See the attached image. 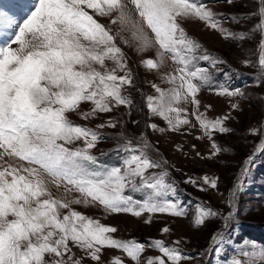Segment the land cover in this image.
Instances as JSON below:
<instances>
[{
    "label": "snow or ice",
    "instance_id": "snow-or-ice-1",
    "mask_svg": "<svg viewBox=\"0 0 264 264\" xmlns=\"http://www.w3.org/2000/svg\"><path fill=\"white\" fill-rule=\"evenodd\" d=\"M260 2V22L255 30L264 37V0ZM89 9L96 16L110 18L118 31L113 34ZM216 15L201 0H32L28 11L18 18L0 11V264H83L86 258L101 264L105 248L117 249L134 264H142L145 244L113 238L116 228L73 205H99L107 213L135 217L145 212L185 215L177 202L168 200L176 193L174 183L166 179L168 173L146 175L161 165L147 155L150 145L143 137L134 143L121 134L123 143L117 150L126 155L118 166H104L91 151L99 143V132L74 123L69 114L90 121L121 105L131 107V97L124 89L135 87L134 75L117 43L119 37L140 55L155 50V58L142 59L141 65L169 85L152 84L156 95L145 97L150 116L162 118L169 131H179L190 123L187 109L180 105L191 104V115L209 140L215 131L229 132L224 127L228 117L207 119L199 111L197 98L212 79L209 69L199 67L198 61L208 60L213 67L223 61L202 53V45L183 26L196 20L225 39H245L244 34L223 28ZM258 51V77H264V38ZM169 60L176 67L162 72ZM216 94L243 96L239 89L228 88ZM86 104L91 106L87 111L82 107ZM104 127L115 128L116 123L109 120L96 125L97 129ZM149 127L164 131L155 124ZM78 141L81 146L69 147ZM212 149L213 155L221 151L215 142ZM260 151H264V140L245 161L243 177ZM202 179L216 187L214 179ZM185 182L196 183L191 179ZM61 188L64 192L58 197L55 191ZM242 190L243 180L238 179L229 207H234ZM126 192H138L144 198L136 200ZM70 193L79 195L69 198ZM217 215L210 208H198L194 226ZM223 219L226 229L235 217L230 212ZM224 243L221 230L213 235L208 251L219 255ZM148 246L160 255L147 257L143 264H181L188 258L178 247H168L161 240L150 241ZM74 249L84 255L77 256ZM111 264L123 261L115 258ZM228 264H264V246L245 241Z\"/></svg>",
    "mask_w": 264,
    "mask_h": 264
},
{
    "label": "rangeland",
    "instance_id": "rangeland-1",
    "mask_svg": "<svg viewBox=\"0 0 264 264\" xmlns=\"http://www.w3.org/2000/svg\"><path fill=\"white\" fill-rule=\"evenodd\" d=\"M216 13L221 26L232 33L244 34L245 39L229 38L211 28L203 22L188 21L183 24L189 36L202 45L201 52L216 58L223 63L213 67L208 60H199L198 66L208 68L211 74L209 86H205L198 94L200 101L199 111L207 119L228 117L224 120V127L229 132L212 133V139L204 136L194 115H191L193 106L181 104L180 107L188 111V125L179 131H169L167 123L159 116H150L145 105V97L156 95L152 84L162 88L169 85L162 83L159 74L148 71L141 65L142 59L155 58V50L140 55L134 46L125 45L117 37V43L126 54L129 67L134 75L135 87L125 86L124 94L131 97V107L123 105L109 113H100L90 121L80 119L76 113L69 114L70 119L80 125H86L99 132L100 140L92 153L98 162L104 166L119 165L126 155L118 151L122 144L121 134L132 138L134 143L143 137L150 147L147 155L161 165V168L150 169L146 175L166 171L168 182L174 183L176 193L168 200L177 202L185 212L183 216H172L167 213H147L135 217L127 213H107L99 206L88 208L82 205H73L81 213L100 220L104 225L117 229L111 235L117 240H136L145 244V252L141 261L147 257H156L160 253L148 246L150 241L161 240L168 247H178L183 256L188 257L181 264H228L233 255L244 245L245 241L256 242L264 246V151L257 152L250 171L243 177L242 170L245 161L253 155L254 149L264 140V77H258V46L262 35L256 31L260 22V0H201ZM99 22L108 25L113 34L118 31L117 25L110 24V18L96 16L88 10ZM127 37L128 33H124ZM131 44V41H130ZM245 61L248 62L247 66ZM111 66V65H109ZM176 66L166 61L162 72L171 71ZM122 74V73H121ZM221 88L230 90L239 89L243 96H219L216 92ZM238 105L233 108L232 105ZM87 111L91 106H82ZM113 120L115 128L104 127L97 129L96 125L105 124ZM155 124L153 130L149 125ZM193 125H195L193 127ZM256 134H252V130ZM200 137V138H198ZM215 142L221 149L213 155L212 143ZM78 141L69 147L81 146ZM103 153V154H101ZM203 177L216 181V187L205 184ZM196 183H186L187 180ZM238 179L243 180V190L238 192L233 201L234 207H229L233 191ZM201 189H204L203 191ZM55 191V190H54ZM64 190L55 191L61 196ZM131 194L134 199L142 200L141 193ZM70 193L69 198L78 196ZM212 209L219 215L209 218L201 226H194L197 209ZM66 211V210H65ZM233 213V219L225 229L223 217ZM150 221V222H146ZM168 228L164 233L162 230ZM225 232L223 251L217 255L209 252L213 235L219 231ZM175 242H179L176 244ZM77 256H83L79 249H74ZM120 258L123 264H134L127 255L117 249H103L101 264H111L113 259ZM83 264H96L90 259H84Z\"/></svg>",
    "mask_w": 264,
    "mask_h": 264
}]
</instances>
